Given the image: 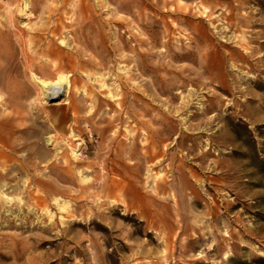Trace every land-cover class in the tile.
Returning a JSON list of instances; mask_svg holds the SVG:
<instances>
[{"label":"rangeland","instance_id":"obj_1","mask_svg":"<svg viewBox=\"0 0 264 264\" xmlns=\"http://www.w3.org/2000/svg\"><path fill=\"white\" fill-rule=\"evenodd\" d=\"M21 2L0 0V264H264V0H85L95 47L51 36L76 0Z\"/></svg>","mask_w":264,"mask_h":264},{"label":"bare ground","instance_id":"obj_2","mask_svg":"<svg viewBox=\"0 0 264 264\" xmlns=\"http://www.w3.org/2000/svg\"><path fill=\"white\" fill-rule=\"evenodd\" d=\"M50 0H42V2L44 3L42 6V13H47V12H54V11H60V9L55 8L54 6H52L49 3ZM59 2L62 3V5H66L70 0H57ZM85 0H76V2L74 3L75 6L71 9V10H67L68 13H70V21L68 24H64L63 27H61L59 25V23L57 22V19H54L52 15L47 16V21L50 22L52 20H55L57 23H55L54 29L51 30V36L55 37L58 35H61L62 33H64L65 31H63V29H67L68 28V32L72 33V38L73 41L76 42H81L83 45L88 46V45H92L93 47L97 46V43H99V40L97 39L101 28L100 26L96 23V18L98 17L96 14L93 15H84L82 12H80L79 7L84 3ZM71 3V2H70ZM36 8V3L34 2V0H22L21 3H19L18 5V13L23 16V15H27V16H31L33 15V11L32 9ZM17 13V11H16ZM34 16V15H33ZM28 18V17H27ZM25 24V22H23ZM13 27V26H12ZM35 27H33L34 29ZM39 29V28H38ZM45 29V28H43ZM103 34V33H102ZM9 40L10 38H14V36H16V34H12L11 30L8 31L7 33ZM20 36V35H19ZM16 36L19 44L26 43L23 39L22 36L19 37ZM63 43H65V45L69 46L70 45V40H66L63 39L62 40ZM54 39L51 38V40L49 42H47L46 44H44V46H40L41 49L43 51H49L50 53H52L51 51V47L52 45H55L54 43ZM53 54L57 55L61 53H59L56 48H53ZM33 55L29 56L27 54H25L24 56L27 58V63H29V67H32L33 64L36 62L37 59H43V57H41V54H39L38 51H32ZM23 52H21L22 54ZM14 55H17L14 53ZM12 55V56H14ZM4 60V59H2ZM1 61V59H0ZM5 61H9V59H5ZM41 62V61H40ZM45 62V60H44ZM54 62V61H53ZM11 65V70L12 69H17L21 68V66H17L14 68V66H12V62L10 63ZM52 66V65H51ZM1 67V65H0ZM30 69V68H29ZM37 74L35 72H33V76L35 77ZM1 81V78H0ZM38 85L40 87L41 90V95L43 96L44 100H54L56 98H58L60 95L64 94V92L66 91V89L64 87H62L59 83H55L52 80H49L48 78H39L38 79ZM1 85V84H0ZM1 102V101H0Z\"/></svg>","mask_w":264,"mask_h":264}]
</instances>
